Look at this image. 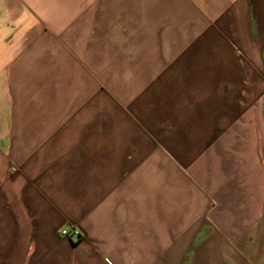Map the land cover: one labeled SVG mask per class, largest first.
Returning a JSON list of instances; mask_svg holds the SVG:
<instances>
[{
	"label": "crops",
	"instance_id": "1",
	"mask_svg": "<svg viewBox=\"0 0 264 264\" xmlns=\"http://www.w3.org/2000/svg\"><path fill=\"white\" fill-rule=\"evenodd\" d=\"M0 264H264V0H0Z\"/></svg>",
	"mask_w": 264,
	"mask_h": 264
},
{
	"label": "built area",
	"instance_id": "2",
	"mask_svg": "<svg viewBox=\"0 0 264 264\" xmlns=\"http://www.w3.org/2000/svg\"><path fill=\"white\" fill-rule=\"evenodd\" d=\"M61 233L64 237H69V238L74 237L76 239L80 238V231L77 229H73V230L63 229Z\"/></svg>",
	"mask_w": 264,
	"mask_h": 264
}]
</instances>
